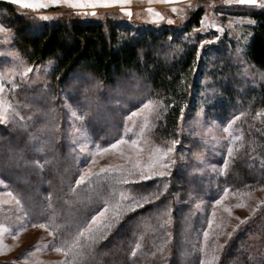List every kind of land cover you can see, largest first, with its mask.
<instances>
[{"label": "rangeland", "instance_id": "obj_1", "mask_svg": "<svg viewBox=\"0 0 264 264\" xmlns=\"http://www.w3.org/2000/svg\"><path fill=\"white\" fill-rule=\"evenodd\" d=\"M261 2L262 0H257L256 5H239L235 3V0H127L125 3L118 2L102 6L103 0H73V3L83 5L74 7L60 0L58 4L49 3L47 8L33 10L14 4L11 0H0V29H2L0 30V82L4 84V91L0 92V101H4L5 107L8 108V119L0 121V128L7 126L10 117L18 118L24 123H37L43 120L39 127L31 126L32 123L29 124L30 127L26 124V130L20 129L21 137L25 136L34 142L30 148L32 153L39 155L42 143L57 140L54 137L56 117L54 111L48 108L53 101L65 112L62 116L68 122L66 128L68 133L63 140L67 142L69 148L63 154L56 153L54 158L46 157L45 161L59 167L62 158L68 159L69 162L75 160L72 167L80 164L82 166L80 175L89 172L93 174L89 180L98 176H117L118 173L112 169L129 168L137 153V149L130 144H125L121 145L120 150L95 154L97 145L107 147L122 137L138 139L142 167H146L150 162L155 149L166 150L167 147H172L173 151L169 153L171 163H168L167 157L165 158V162L168 163V174L165 176L173 174L178 168L182 169L180 176L176 179L180 194L183 190L189 191L190 197L200 194L194 206L200 216L199 220L205 227L197 234L188 235L200 240L204 255L202 262L206 259L205 251L209 253L208 259H211V255L218 258L221 249L230 237L248 226L264 205V169L261 168L264 164V149L260 147L257 137L258 132H264V109L249 112V108H244L242 103H239L238 108L227 110L226 113L216 110L213 98L218 95V92L216 88L213 89L214 79L208 76L202 84L205 96L200 100L197 98V91H194L187 108H180L167 100L159 99L152 93L149 86L136 78L122 81L116 88L107 89V96H105V91L101 93V96L104 94L103 98H107L106 100H101L99 90L93 84L88 86L90 82L83 78H75L69 82L66 86L68 90L64 88L62 91L58 90L59 92L51 94L49 88L54 62L32 66L21 57L14 48L13 40L16 30L23 25L15 17L19 15L25 18L34 27L53 21H106L110 19L142 30L161 31L165 29L181 32L191 22L194 14L201 11L200 25L191 28L190 34L191 40L199 43L202 54L209 59L208 72L212 75L217 73L214 66L227 59L243 72L240 76L241 82L243 80L249 82L250 78L255 80L258 74L253 68L247 66L242 53L245 52L250 41L251 29L255 23L243 14L252 9L264 10L259 6ZM155 13L160 15L157 16ZM43 16H48L50 19L43 20L41 18ZM161 16L163 19L160 18ZM169 20L173 22L169 23ZM218 28L222 30L218 31ZM186 37L190 36L186 35ZM169 46L170 44H166L163 48L167 49ZM207 59H204L203 65L206 64ZM29 68L32 70L22 78L21 74ZM12 81H15L18 87L12 88ZM245 81L242 82L245 84L244 92L250 87ZM85 87L87 93L83 96ZM35 92L41 93L40 96L32 97L31 95ZM149 99L154 101V105L155 102H160L162 107L159 119H153L149 115V125L141 135L140 127L143 124V116H136L132 121H129L128 117L131 113L138 112ZM105 106L109 108L106 113L104 112ZM73 112L76 116L72 115ZM94 114H98V121L94 120L92 127L101 128L99 129L101 133L98 132L99 136L92 134L94 131L88 121L94 117ZM41 117L42 119L39 120ZM235 117L239 119H236L232 125V136H230L225 129ZM12 133L16 132L12 131ZM235 136L242 137V140H237L233 144L232 139ZM173 141L177 143L173 144ZM229 146L233 147L234 151V157L231 159L227 155ZM19 155L20 153L17 152L14 159L6 166L7 170L21 168V165L30 167L19 158ZM225 161H228L226 169L224 168ZM66 166L67 164H64L62 169ZM101 169L109 171L105 173L101 172ZM0 174H2L0 181H3L0 183V224L10 227L14 233L6 232L0 235V264H62L68 257L50 246L54 240L50 230L39 226L33 227L28 222L23 201L6 181L12 176H7L4 170H0ZM165 176H153L149 180ZM26 180L18 177L13 179V182L15 185L24 184ZM65 181L57 182L62 185ZM57 182L49 186L40 184L36 191L34 188L29 189L32 192L26 195V203H29L35 196H40L44 187L47 189L56 187ZM193 183L194 187L191 186ZM100 188L101 186H98L97 190ZM226 189L228 192L225 196ZM92 190L94 189L89 187L88 191ZM9 191L21 201V205L18 206L15 200L6 195ZM125 195L128 196V194ZM212 195L217 196L211 200H205ZM221 197H223L222 203L215 204V201ZM94 199L91 197L86 201V210L89 209L90 200ZM119 199L120 194L118 201ZM5 200H10V203H3ZM237 205L243 206L238 207ZM43 208L44 204L36 205L30 213L42 212ZM225 208H231V213L225 211ZM213 212H215V217L212 215ZM76 213L60 210L62 220L66 222L76 221L78 219L74 218ZM183 214L180 210L178 215L180 219ZM209 221H213L211 229L208 227ZM23 224H27V227L19 231L18 229ZM180 225L188 228L187 221H181ZM205 231L209 232L207 247L203 235ZM229 233L231 236L228 235ZM263 236L264 229L260 231L258 237L263 238ZM113 243V247H120L121 242L116 240ZM56 246H59L57 242ZM84 256L83 253L81 258ZM142 257L143 254L138 259L141 262L144 260ZM182 257V254H179V258ZM151 258L147 264H170L172 251L166 249ZM216 261L217 259L212 264Z\"/></svg>", "mask_w": 264, "mask_h": 264}, {"label": "trees", "instance_id": "obj_2", "mask_svg": "<svg viewBox=\"0 0 264 264\" xmlns=\"http://www.w3.org/2000/svg\"><path fill=\"white\" fill-rule=\"evenodd\" d=\"M201 14V11H197L181 32L165 29L142 30L110 19L53 21L34 27L25 18L16 15L15 19L23 26L16 30L13 44L21 57L32 66L54 62L49 88L51 94L67 88L69 82L75 78H83L90 82L88 86L93 84L99 90L101 100H106L107 98H103L104 94L101 96V93L105 91L107 96V89L116 88L120 82L136 78L149 86L159 99L167 100L180 108H187L194 91H197V98L200 100L205 96L202 84L208 76L214 79L213 89L216 88L218 92L213 98L216 110L226 113L227 110L238 108L239 103H242L244 108H249V112L264 109V10L252 9L243 14L250 17L255 25L251 29L252 35L242 57L247 66L258 74L255 80L252 78L249 82L243 80L250 85L245 92V84L240 79L243 72L227 59L214 66L217 73L212 75L208 72L209 59L202 54L199 43L191 40L190 34L191 28L199 27ZM186 35L190 37L187 38ZM166 44L170 46L164 49ZM204 59H207L205 65H203ZM86 87L83 96L87 93ZM40 94L35 92L31 96L39 97ZM57 105L52 101L48 107L54 111L56 117L54 137L57 140L42 143L39 155L32 153L30 148L34 142L25 136L21 137L20 131L26 130V126L32 123L31 126L39 127L43 120L37 123H24L18 118L10 117L7 126L0 128V170H4L7 176H12L7 177L6 181L23 201L28 222L39 225L46 223L55 215V222L63 226L59 236L67 238L69 232L76 231L77 224L90 219L92 215L102 210L106 200L114 203L118 201L121 192L128 194L129 197L156 193L157 199L134 212H129L125 205L123 216L113 223L105 238L97 240L91 247L85 246L80 254L82 256L84 253V258L79 255L75 264H132L133 262L147 264L152 256L166 249L172 251L170 264H201L204 255L200 240L191 237L205 227L199 220L200 216L194 206L200 194L197 195L198 197L194 195L190 197L187 190H183L180 194L176 179L182 169L178 168L173 174L170 173L160 179L131 185L116 183L111 176L94 177L85 184L77 185L75 181L80 176L82 166L76 164L72 167L75 160L69 162L68 159L62 158L59 167L45 161L46 157L54 158L56 153L63 154L69 148L67 142L63 140L68 133L66 130L68 122L63 118L65 112L62 107ZM108 111L109 108L105 106L104 112ZM97 115L94 114V117L88 121L91 123L92 131L95 132L92 134L99 136L101 128L92 127L94 120L98 121ZM41 119L42 117L39 120ZM257 137L260 147L264 149V132H258ZM17 152L20 153L19 158L30 167L21 165V168L7 170L6 166L14 159ZM36 161H39L43 167L37 166ZM64 164L68 167L62 169ZM18 177L27 179L26 183L15 185L13 179ZM62 180L66 181L61 185L58 182ZM56 182V187L49 189L44 187L40 196H35L26 203V195L32 192L29 189L34 188L36 191L40 184L49 186ZM165 185H167L166 190ZM194 185L193 183L191 186ZM98 186H101L99 190H97ZM89 187L94 190L89 192ZM49 196H51V204L47 199ZM216 196L212 195L205 200H211ZM91 197L95 199L90 200L89 209L86 210V201ZM39 204H44L42 212L31 214L32 209ZM60 210L77 212L74 218L78 219L63 221ZM180 210L184 213L181 219L178 216ZM259 210L260 212L248 226L230 237L221 249L215 264H264V236L258 237L260 231L264 229V205ZM111 215L110 211L108 216ZM163 220H167V223L161 226ZM181 221H187L188 228L181 226ZM186 231L190 233H185ZM116 240L121 242L120 247H113V242ZM56 242L60 245L59 240ZM137 244L140 245L139 248L136 247ZM133 251L136 252L135 256L132 255ZM142 254L144 260L141 259V262L138 259ZM179 254H182V260Z\"/></svg>", "mask_w": 264, "mask_h": 264}, {"label": "snow or ice", "instance_id": "obj_3", "mask_svg": "<svg viewBox=\"0 0 264 264\" xmlns=\"http://www.w3.org/2000/svg\"><path fill=\"white\" fill-rule=\"evenodd\" d=\"M12 3L17 4L21 7L33 9V10H39L44 9L49 6V3L51 4H58L60 0H11ZM125 3L127 0H103L102 6H109L110 4L115 3ZM64 3H67L69 6L74 7H81L83 5L79 3H73V0H64ZM235 3L239 5H256L257 0H235ZM95 6V5H93ZM260 7L264 8V0L259 4ZM173 11H177V9H173ZM129 15H131L130 12H128ZM155 15L159 16V13H155ZM43 20H49L50 17L43 16L41 17ZM163 19V17H160ZM173 21L169 20V23H172ZM254 23V21L252 22ZM2 30V29H0ZM222 29L218 28V31ZM21 63H23L21 61ZM32 69H25V71L21 74L22 78L27 75V72L31 71ZM18 85L15 81H12V88H16ZM4 91V84L0 82V92ZM162 107L160 102H155L149 99L146 103L142 105V107L139 109L138 112H133L128 117L129 121H132L136 116L142 115L143 116V124L140 127V134L142 135L145 128L149 125V115L152 116L153 119H159L160 114V108ZM16 115H19L16 113ZM73 116H76V113H72ZM8 119V108L5 107V102L0 101V121H7ZM23 119V117H21ZM80 119H83V117H80ZM239 119V117H235L233 121H231L228 124V127L225 129L229 132V135L232 136L231 128L232 125L235 123V120ZM125 131L127 132L128 129L126 128ZM237 140H242V137L235 136L232 139V143L235 144ZM173 144L177 143V141H173ZM130 144L133 148L137 149L135 160L131 163L130 167L127 169H112V171L118 173L117 176L114 177L115 182L119 184H126L131 185L133 183H139L141 181H146L151 179L153 176H165L168 169V163H171V158L169 156V153L173 151L172 147H167L165 149L157 148L154 151V155L149 163H147L146 167H142L140 164V150H139V140L138 139H125L120 138L117 139L114 143H111L107 147H101L100 145L96 146V153L95 154H104L108 153L112 150H120L121 145ZM42 150V149H41ZM151 151V150H150ZM123 154V153H122ZM227 155L231 159L234 157V151L233 147L229 146L227 148ZM168 158V163L165 162V158ZM37 166L43 167L42 164H40L39 161H36ZM228 165V161L224 162V168L226 169ZM261 168L264 169V164L261 165ZM108 169H101V172H107ZM93 175L91 172L88 174L82 173L79 176V179L75 181L77 185H82L86 181L89 180V177ZM134 178V179H132ZM0 183H3V181H0ZM167 188V185H165V190ZM228 190H225V196L227 195ZM8 197H10L12 200L16 201V204L19 206L21 205V201L14 196V194L9 191L6 193ZM158 196L156 193H148V194H138L132 197H129L125 195L123 192L120 193V199L119 201H116L115 203H112L110 201H105V205L102 210L98 211L96 215H92L90 219H86L80 224L76 225V231L75 232H69L67 238H61L59 236V233L61 231L62 225H59L55 222L56 217L53 215L49 218V220L46 223H41L39 225L32 224L33 227L39 226L42 228H46L50 230V234L53 235L54 240L52 247H55V250L57 252H63L67 259L62 262V264H75V261L77 257L82 253L85 246L91 247L97 240L105 238L106 233L111 229L114 222L119 221L121 217L123 216V208L126 205L127 210L129 212H134L136 209L150 203L152 200L157 199ZM49 200V203L51 204V196L47 198ZM223 201V197L220 199H217L215 201V204H221ZM3 203L7 204L10 203V200H5ZM238 207H242L243 205H237ZM112 212L111 216H108L109 212ZM225 211L231 213V208H225ZM165 216L167 213L164 214ZM213 217H215V212L212 213ZM243 223V221H241ZM31 223V221H29ZM167 223V220H163V223L161 226ZM213 224V221L208 222V227L211 229ZM27 227V224H23L18 229L19 231L25 230ZM10 233L14 234L13 230L10 227H6L3 224H0V235L3 233ZM204 240H205V246L207 247V241L209 238V232L205 231L203 233ZM231 236V233L228 234ZM60 241V245L56 246V241ZM137 248L140 247L139 244L136 245ZM133 256L136 255V252L133 251ZM209 253L205 251V257L206 259L202 262V264H212L214 260L217 259L215 255H211V259H208Z\"/></svg>", "mask_w": 264, "mask_h": 264}]
</instances>
